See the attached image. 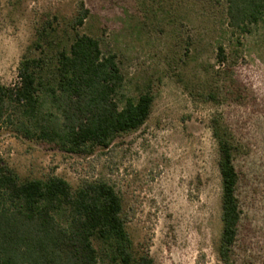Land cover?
<instances>
[{
	"label": "rangeland",
	"instance_id": "obj_1",
	"mask_svg": "<svg viewBox=\"0 0 264 264\" xmlns=\"http://www.w3.org/2000/svg\"><path fill=\"white\" fill-rule=\"evenodd\" d=\"M79 0H0V83L18 82L24 56L36 58V32L62 31ZM79 29L114 54L129 95L149 88L152 112L107 150L73 155L0 125V157L22 180L54 174L76 189L102 178L115 187L137 251L155 264H221V179L211 134L231 135L242 211L238 264H264V37L227 26L226 0H85ZM222 46L227 63L217 60ZM218 102L206 98L210 91Z\"/></svg>",
	"mask_w": 264,
	"mask_h": 264
},
{
	"label": "trees",
	"instance_id": "obj_2",
	"mask_svg": "<svg viewBox=\"0 0 264 264\" xmlns=\"http://www.w3.org/2000/svg\"><path fill=\"white\" fill-rule=\"evenodd\" d=\"M89 17L79 0L63 35L51 22L37 30L40 56L21 59L17 84L0 83V125L62 153L89 156L145 124L155 96L149 88L129 95L116 56L79 32ZM226 18L233 32L264 37V0H226ZM228 59L218 46V62ZM206 98L220 100L213 90ZM211 134L221 179L218 260L238 264L242 211L234 146L219 120H212ZM127 223L121 197L106 180H81L76 189L54 174L22 180L0 157V264H155L147 250L135 249Z\"/></svg>",
	"mask_w": 264,
	"mask_h": 264
}]
</instances>
